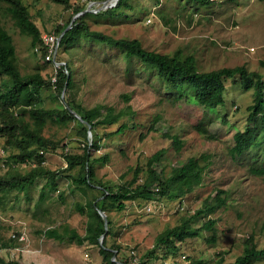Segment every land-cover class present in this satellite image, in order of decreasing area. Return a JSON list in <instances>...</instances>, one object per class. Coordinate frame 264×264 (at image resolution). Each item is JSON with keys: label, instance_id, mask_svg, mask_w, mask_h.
Here are the masks:
<instances>
[{"label": "rangeland", "instance_id": "obj_1", "mask_svg": "<svg viewBox=\"0 0 264 264\" xmlns=\"http://www.w3.org/2000/svg\"><path fill=\"white\" fill-rule=\"evenodd\" d=\"M24 1L41 34L54 32L56 25L63 24L72 11V8L65 9L62 4L51 0ZM87 1L88 9H97L110 0ZM217 1L213 11L197 12L190 23L186 17L188 8H183L180 0H130L135 10L125 9L127 17H97V21L90 19L89 22L91 27L117 37L138 38L149 50L168 54L175 50L184 55L190 53L199 70L244 64L264 76V0ZM0 18L13 37L21 72H32L39 67L44 75H52L51 64L33 53L30 37L20 33L8 15L0 12ZM82 44V48L71 50L75 67H83L78 79L81 80L84 71L87 77L86 82L78 86V97L88 105L101 101L119 108L125 104L121 94L128 92L129 103L135 111L134 120L140 124L137 130L117 134L107 146L94 152L95 155L109 152L111 156L107 163L97 164V178L107 183L116 182L129 165L134 166L137 161L144 163L160 148H166L162 160L167 165L201 152L210 154L212 161L203 183L183 199H154L142 204L128 201L126 209L110 211L112 232L107 236V245L120 244L119 257L130 258L133 254L135 260L142 257L144 264H158L163 248L157 249L159 259H152L148 254L156 235L167 226L178 223L182 215L193 212L208 194L213 195L221 189L226 190L225 207L205 217V220L215 219V241L205 239L212 233L211 229H203V237L187 238L179 243L178 262L186 264L192 258H199L204 260L203 264H210L220 254L226 261L233 260L242 252L244 240L250 234H253L257 247H263L264 179L248 170L250 156H261L260 146L248 148L236 159L228 153L234 132L246 124L247 106L252 103L253 90L229 83L224 105L212 110L192 99L173 105L169 101L172 95L165 93L153 70H148L140 61L129 62L130 71L127 72L128 62L114 47ZM71 53L62 52L61 48L58 50L62 61ZM43 96L46 105L52 104L48 92ZM156 113L162 116L158 129L147 132ZM195 119L208 121L207 128L214 138H206L193 128L191 120ZM54 128L56 126L45 130L44 134L51 136ZM141 130L147 133L139 140ZM64 131H56L57 137L63 136ZM164 133H177L184 138V145L178 153ZM6 154L0 139V156L6 158ZM45 158V164L50 168L66 166L60 151L46 152ZM0 166L2 171L6 168L1 161ZM17 167L23 170L28 165L21 163ZM56 179L57 188H46L43 199H39L40 189L46 177L38 178L27 194L14 190L6 196L5 209L0 210V244L7 242L9 246L0 247V257L6 260L17 258L25 264H119L106 262L96 243L85 241L79 244L43 236L42 230L47 227L66 223L84 233L86 216L75 209L76 201H83V198L70 190L67 177L59 173ZM60 192H63L64 200H61ZM202 221L203 216L193 224L200 226ZM170 257L165 260L171 262ZM249 264H264V256Z\"/></svg>", "mask_w": 264, "mask_h": 264}, {"label": "trees", "instance_id": "obj_2", "mask_svg": "<svg viewBox=\"0 0 264 264\" xmlns=\"http://www.w3.org/2000/svg\"><path fill=\"white\" fill-rule=\"evenodd\" d=\"M51 1L62 4L65 9L72 8L69 18L63 24H57L54 29L59 36L66 26L70 25L60 37L58 50L61 48L62 52L71 53L76 47L82 48L83 42L114 47L128 62L125 67L127 72L130 71L129 62L133 60H138L148 70H153L165 93L172 95L169 101L173 105L192 99L198 105L212 110L224 105V94L229 83L238 84L245 90H253L252 103L247 106L246 124L243 129L234 132L233 144L229 147L228 153L231 158L236 159L248 148L259 145L262 154L250 156L248 170L264 179V76L261 73L249 70L244 64L199 70L196 59L190 53L184 55L179 50L172 54L160 53L143 47L138 38L117 37L90 26L89 20L97 21V17L112 19L127 17L125 9L135 10L130 0H118L115 5L103 10H97L95 7L88 10L87 0H75L73 3L71 0ZM180 1L183 8L185 6L188 8L186 17L189 23L197 12L213 11L218 4L217 0ZM0 12L11 18L20 33L30 37V46L33 53L38 56L34 47L41 44V30L25 1L0 0ZM75 14L77 16L71 22ZM41 50L43 58L44 47ZM58 50L55 59L62 61ZM45 62L54 68L53 60ZM82 70L83 67L76 68L73 64L71 53L57 67L55 81L52 80L54 72L52 75H44L39 67L32 72H21L13 37L0 18V139L3 141V150L7 152L6 158L0 156V161L6 164L3 171L0 166V210L5 209L6 196L12 191L27 194L29 187L38 178L46 177L40 189L39 199H43L46 188L49 190L57 188L56 178L60 173L68 178L70 190L83 198V201H76L75 209L86 216L84 233H79L66 223L47 227L42 230L43 236L60 241L67 239L79 244L85 241L96 243L103 254V259L108 263L118 260L122 264H144L142 257L141 260L139 258L135 260L133 254L130 258L119 257L120 244L107 245V236L112 232L109 212L126 209L128 201L142 204L154 199H183L203 183L207 168L212 164L210 154L201 152L167 165L162 160L166 148H160L148 156L144 163L137 161L134 166L129 165L118 176L119 180L116 182L107 183L97 178V164L107 163L111 156L109 152L99 155H95L94 152L107 146L117 134L137 130L140 124L134 120L135 111L129 103L128 92L121 94L125 104L119 108L101 101L85 104L78 97L77 91L79 84L86 82L87 79L85 71L81 80L78 79V74ZM44 92L49 93L48 98L52 104H45ZM72 110L82 119H79ZM161 117L160 113H156L146 131H156ZM191 125L206 138H214L207 128L208 121L195 119L191 120ZM53 126L56 128L51 132V136L44 134L45 130H52ZM110 126L112 128L108 129ZM60 129H65L64 135L57 137L56 131ZM147 132L141 130L138 139L142 140ZM164 136L171 139V145L176 153L182 149L184 138L177 133H164ZM55 151H60L66 166L53 169L45 164V153ZM21 163L28 165V168L21 170L17 167V164ZM225 193L226 190L217 189L215 194H208L193 212L182 215L178 223L159 232L151 249L148 250L152 259H159L157 249L163 248L164 252L158 264H183L177 259L179 243L187 238L203 237V229H211L212 233L205 239L207 242H214L215 219L205 220V217L215 213L220 207H225L227 200ZM59 195L61 200H64L63 192ZM100 211L106 213L107 230L104 228V218ZM202 216L200 226L193 224L194 220ZM262 227L264 228V224ZM102 234L104 236L101 238ZM8 246L7 242L0 244V247ZM113 255L114 261L111 260ZM169 255L172 261L166 263L165 259ZM262 256L264 246L257 247L253 234H250L244 240L242 252L233 260L226 261L220 254L210 264H249ZM203 263V259L192 258L186 264ZM0 264L25 263L17 258L6 260L0 257Z\"/></svg>", "mask_w": 264, "mask_h": 264}, {"label": "built area", "instance_id": "obj_3", "mask_svg": "<svg viewBox=\"0 0 264 264\" xmlns=\"http://www.w3.org/2000/svg\"><path fill=\"white\" fill-rule=\"evenodd\" d=\"M58 36L55 32L51 33H44L41 34V44H38L34 47V51L41 56L42 54V47L45 49V55L43 56L44 60H53L54 68L53 72L54 75L52 76V80L55 81V72L57 71V67L63 63V61H56L55 56L58 50ZM4 164V162H2ZM184 257V255H182ZM167 263V261H165Z\"/></svg>", "mask_w": 264, "mask_h": 264}, {"label": "water", "instance_id": "obj_4", "mask_svg": "<svg viewBox=\"0 0 264 264\" xmlns=\"http://www.w3.org/2000/svg\"><path fill=\"white\" fill-rule=\"evenodd\" d=\"M117 1H118V0H110V1H108L107 3L101 5L99 8H97V10H100V9H103V8L105 9V8H107V7H111V6L115 5ZM88 10H90V9H88ZM76 16H77V14L71 19V22H73V19H74ZM69 27H70V25L66 26V28L63 30V32H64L65 30H67ZM63 32L58 36V42H59L60 37H61V35L63 34ZM63 93H64V90L62 91V96H63ZM72 112H73V113H74L79 119H82L81 116L78 115L76 112H74L73 110H72ZM89 135H90V131H89ZM100 213H101V215H102L103 218H104V228H105V230H107V216H106V213L103 212V211H100ZM103 236H104V234L101 235V238H102ZM112 259L115 260V255L112 256ZM116 262H118L119 264H122L121 261L116 260Z\"/></svg>", "mask_w": 264, "mask_h": 264}]
</instances>
